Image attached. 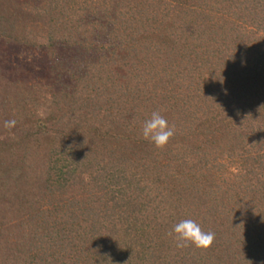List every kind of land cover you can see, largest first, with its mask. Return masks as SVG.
I'll use <instances>...</instances> for the list:
<instances>
[{
  "label": "trees",
  "instance_id": "16d2710c",
  "mask_svg": "<svg viewBox=\"0 0 264 264\" xmlns=\"http://www.w3.org/2000/svg\"><path fill=\"white\" fill-rule=\"evenodd\" d=\"M0 264H264V0H0Z\"/></svg>",
  "mask_w": 264,
  "mask_h": 264
},
{
  "label": "clouds",
  "instance_id": "9594fccd",
  "mask_svg": "<svg viewBox=\"0 0 264 264\" xmlns=\"http://www.w3.org/2000/svg\"><path fill=\"white\" fill-rule=\"evenodd\" d=\"M16 121L4 122L6 129L15 127ZM176 134L175 125L169 122L158 111H153L151 118L147 119L141 128L140 135L143 140L152 144L156 149H163ZM168 236L173 238L175 246L183 249L189 245L197 249L207 250L215 241V233L205 232L201 226L192 219L181 220L175 224Z\"/></svg>",
  "mask_w": 264,
  "mask_h": 264
},
{
  "label": "rangeland",
  "instance_id": "374dc122",
  "mask_svg": "<svg viewBox=\"0 0 264 264\" xmlns=\"http://www.w3.org/2000/svg\"><path fill=\"white\" fill-rule=\"evenodd\" d=\"M37 114L41 115L42 116V110L39 109V110H35Z\"/></svg>",
  "mask_w": 264,
  "mask_h": 264
}]
</instances>
